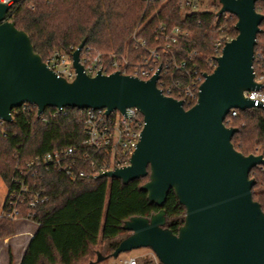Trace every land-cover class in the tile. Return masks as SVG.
<instances>
[{"label": "water", "instance_id": "1", "mask_svg": "<svg viewBox=\"0 0 264 264\" xmlns=\"http://www.w3.org/2000/svg\"><path fill=\"white\" fill-rule=\"evenodd\" d=\"M262 0H218L217 16H234L237 35L226 42L210 74L203 75L196 103L182 101L157 88L159 68L148 81L98 72L89 77L80 63L83 40L71 53L75 78L68 82L34 53L27 34L7 19L0 4V121L24 104L46 108L104 109L106 114L135 108L143 118L140 139L129 166L98 176L122 184L142 178L149 204L162 208L170 191L184 208L183 225L173 234L165 212L132 217L111 257L149 249L160 264H264V212L252 198L250 172L264 165L262 156H244L231 139L236 128L226 126L231 110L253 109L244 93L262 89L254 81V47L263 16L255 10ZM264 111V109H262ZM95 262L105 257L96 252Z\"/></svg>", "mask_w": 264, "mask_h": 264}, {"label": "trees", "instance_id": "2", "mask_svg": "<svg viewBox=\"0 0 264 264\" xmlns=\"http://www.w3.org/2000/svg\"><path fill=\"white\" fill-rule=\"evenodd\" d=\"M218 9L182 16L179 0H20L7 19L27 34L34 53L43 62L55 52L71 55L85 40L82 51L90 56L126 54L136 64L141 58L132 47L135 35L156 49L164 64L169 58L161 49L170 31L177 27L181 34L169 53L177 61L186 62L188 75L163 66L160 79L167 85L174 81L184 85L190 79L210 74L220 55L215 43L225 36L233 39L237 35L235 17L217 16ZM255 10L263 20L256 37L253 70L263 77L264 93V0L256 2ZM170 96L177 98L175 94ZM191 107L184 105L185 110ZM52 111L46 108L38 117L35 107L21 106L11 112L10 123L0 124V178L6 184L17 168L25 171L26 163L37 156L66 148L85 151L79 145L81 110L51 117ZM227 120V127L238 130L231 139L234 149L244 156L252 154L264 159V111L237 110V115L229 114ZM32 173V182L45 190L47 201L33 210L36 229L19 264H89L94 262L95 249L101 244H105L104 260L113 259L118 243L128 236L122 230L124 222L132 217L149 218L160 210L165 212L164 228L173 234L183 225L185 210L172 191L162 208L149 204L146 194L140 191L147 178L124 185L118 179L106 178L71 182L56 171L40 167ZM249 178L255 181L252 198L264 212V165L254 168ZM12 235L14 222L0 216V240ZM12 262L9 253L8 264Z\"/></svg>", "mask_w": 264, "mask_h": 264}, {"label": "built area", "instance_id": "3", "mask_svg": "<svg viewBox=\"0 0 264 264\" xmlns=\"http://www.w3.org/2000/svg\"><path fill=\"white\" fill-rule=\"evenodd\" d=\"M19 1L0 0V4L9 7L10 12ZM149 1L153 0H147V2ZM202 1L179 0V5L181 7H192ZM180 34V29L175 27L166 38L168 42L161 51L165 58L168 57L169 59H166L164 64L160 60L159 52L156 49L149 48L145 40L135 35L132 37L131 43L133 49L140 55L141 59L139 63L132 64L126 54H97L90 56L86 50L81 51L80 63L84 67V72L89 77L96 76L98 72L106 76L119 72L122 75L148 81L155 75L159 68L163 69V66L167 70L170 68L173 72L188 75L186 62L177 61L169 53L170 46L176 44L177 37ZM230 40L225 36L223 39L217 41L215 43L216 50L221 53L225 43ZM187 57L191 59V54H188ZM44 63L57 77H61L68 82H71L75 78L70 55L55 52ZM160 77L157 81V88L164 96L172 98L170 95L175 94L177 97L175 100L182 101L183 105L187 106H193L196 103L198 88L203 81V76L197 77L194 80L190 79L184 85H181L179 81H174L171 85H167ZM254 81L262 85L263 77L255 74ZM244 96L252 101L254 108L264 109V93L261 92V89L246 92ZM27 105L24 104L23 106ZM52 109L53 111L50 116L54 117L59 114H64L68 110H74L75 108L60 107ZM77 110H81L82 112V133L79 137V145L85 151L78 153L74 148L54 150L37 156L27 162L24 167L26 169L25 171L17 168L16 175L6 184L4 198L0 201V216L14 223L17 221L34 223L33 210L38 205L47 201L45 190L38 187L31 180L33 176L32 172L36 168L40 167L47 171H56L71 182H90L97 179L101 174L129 166L130 158L139 142L143 127V118H140L142 117L140 113L135 108L126 109L124 114L119 111L106 114L104 109ZM229 114L231 117H235L237 110L233 109ZM42 115L43 113L38 117ZM227 117L225 123L229 120H227ZM42 120L44 121L45 118ZM2 123L4 122L0 121V124ZM147 255H149L147 261L130 256L118 259V262L119 264H160L152 251Z\"/></svg>", "mask_w": 264, "mask_h": 264}, {"label": "rangeland", "instance_id": "4", "mask_svg": "<svg viewBox=\"0 0 264 264\" xmlns=\"http://www.w3.org/2000/svg\"><path fill=\"white\" fill-rule=\"evenodd\" d=\"M216 7H220L217 0H203L201 3L196 4L192 7H181V15L185 16L194 12H213ZM6 183L0 178V201L3 200L5 195ZM36 225L33 222H15L14 223V235L0 240V264H8L9 253L13 258L12 264H18L22 252L25 248L26 242L28 240V233L35 231ZM105 244L98 245L95 249V253L98 252L102 256H106L103 251V246ZM149 249L134 250L131 252L120 254L118 259H123L127 257H138L140 260H148L147 254H149ZM96 257L94 256L93 261L95 262ZM98 264H119L118 260L114 259L104 260Z\"/></svg>", "mask_w": 264, "mask_h": 264}, {"label": "crops", "instance_id": "5", "mask_svg": "<svg viewBox=\"0 0 264 264\" xmlns=\"http://www.w3.org/2000/svg\"><path fill=\"white\" fill-rule=\"evenodd\" d=\"M33 232H34V231H33ZM33 232H32V233H28V240H27V242H26L25 248H26V246H27L29 240L31 239ZM25 248H24V250H25ZM24 250H23V252H24ZM23 252H22V255H23ZM22 255H21V257H22ZM20 260H21V259H20ZM19 262H20V261H19ZM18 264H19V263H18Z\"/></svg>", "mask_w": 264, "mask_h": 264}]
</instances>
